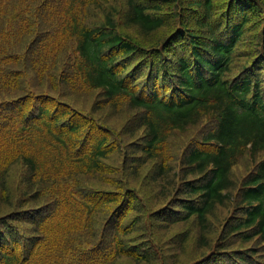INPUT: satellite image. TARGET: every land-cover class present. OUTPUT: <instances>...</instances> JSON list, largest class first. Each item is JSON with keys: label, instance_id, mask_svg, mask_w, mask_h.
Returning <instances> with one entry per match:
<instances>
[{"label": "trees", "instance_id": "trees-1", "mask_svg": "<svg viewBox=\"0 0 264 264\" xmlns=\"http://www.w3.org/2000/svg\"><path fill=\"white\" fill-rule=\"evenodd\" d=\"M180 256L264 264V0H0V264Z\"/></svg>", "mask_w": 264, "mask_h": 264}, {"label": "rangeland", "instance_id": "rangeland-1", "mask_svg": "<svg viewBox=\"0 0 264 264\" xmlns=\"http://www.w3.org/2000/svg\"><path fill=\"white\" fill-rule=\"evenodd\" d=\"M93 97H94V94H91L90 96H88V98H87V104L91 103ZM115 121H116L115 124L118 125V126L122 123L121 117L118 118V119H115ZM244 170H245L244 166H239V167L236 168V171L235 172H236L237 175H241L244 172ZM218 215L220 216V219H222L223 218L222 216L225 215V212H220V213H218ZM180 230H181V227L180 226H176V227L172 228L171 230L165 232L164 235H165V237H167L170 234H174L175 232H178ZM193 235L194 234L191 233L190 236H189V239H188V245H189L188 251H190V245H192ZM182 259H183V257L180 256L179 257V264H182ZM122 262H125V264H130V261H128V260L122 261ZM131 264H133V263H131Z\"/></svg>", "mask_w": 264, "mask_h": 264}]
</instances>
